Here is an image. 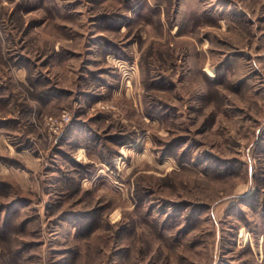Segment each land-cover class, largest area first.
<instances>
[{
  "label": "rangeland",
  "instance_id": "rangeland-1",
  "mask_svg": "<svg viewBox=\"0 0 264 264\" xmlns=\"http://www.w3.org/2000/svg\"><path fill=\"white\" fill-rule=\"evenodd\" d=\"M0 264H264V0H0Z\"/></svg>",
  "mask_w": 264,
  "mask_h": 264
},
{
  "label": "built area",
  "instance_id": "built-area-1",
  "mask_svg": "<svg viewBox=\"0 0 264 264\" xmlns=\"http://www.w3.org/2000/svg\"><path fill=\"white\" fill-rule=\"evenodd\" d=\"M65 119H66V116H65V115H62L61 118H60V120H65ZM49 121H50V123L53 124V123L56 122L57 120H55V118H50Z\"/></svg>",
  "mask_w": 264,
  "mask_h": 264
}]
</instances>
